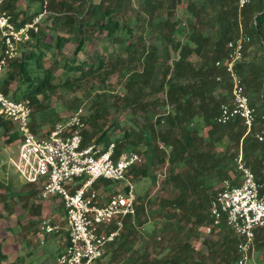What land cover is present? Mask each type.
<instances>
[{
    "label": "trees",
    "instance_id": "1",
    "mask_svg": "<svg viewBox=\"0 0 264 264\" xmlns=\"http://www.w3.org/2000/svg\"><path fill=\"white\" fill-rule=\"evenodd\" d=\"M26 1L28 9L36 5L31 15L27 14V9H19L20 0L7 3L15 19L21 17L23 22L40 13L45 0ZM184 1L185 10L178 15V7ZM57 4L63 11L73 10L70 14L61 12L62 15L55 18L58 23L62 20L60 25L79 37L76 56L84 49L90 28L95 27L105 40L123 44L125 39L124 50L145 57L142 70H132L128 77L126 88L131 94L124 97L126 107L134 111L132 121L137 129H125L116 139L109 129H104L93 141L86 127L83 144L107 145L115 141L117 153L126 149L139 152L145 161L129 170L127 177L131 180L151 174L156 179L154 169L168 165L161 189H174L170 196L146 195L144 200L138 196L135 222L126 219L122 235L107 254L112 250L123 251L135 241L138 227L145 224V215L153 206L157 218L163 220L160 231L168 235L165 241L169 245L153 255L158 242L150 238L140 260L135 258L134 263L238 264V237L225 223L212 226L214 238L203 240L207 252L196 250L192 240L199 237L200 228L213 224L210 201L221 186L216 190L214 187L225 179L234 183L239 180L235 159L241 150L246 164L263 183L261 194L264 195V139L258 138V133L264 135V0H250L243 7L239 0H143L138 15L153 27L149 39L158 42L147 46L143 43L141 50L137 45L144 41V36L132 39L131 23L122 25L118 19L126 6L133 8L132 0H127V4L124 0H47L49 10L55 9ZM122 30L125 32L121 33ZM241 36L244 38L242 58L234 68L242 79L250 104L256 109V121L248 133L240 118L227 124L216 121L221 104L230 99L232 92L231 76L224 64L231 53L229 43ZM71 40L72 36L58 35L53 45L46 41L43 32L33 34L21 56L10 63L0 80L4 92L13 98L30 99L34 131L47 118L45 99L59 87L54 83L52 64L46 65L48 52L53 51L55 58ZM103 49H108V45ZM172 52L176 56L173 57ZM101 54L91 62L84 60L69 69H83L82 65L87 64L88 73L100 71L105 67V57ZM218 60L223 62L221 66L216 65ZM14 83L18 84L15 88ZM74 84L73 80H67L60 86L70 88ZM158 108L163 109L162 114L151 118L152 110ZM96 116H90L89 120L92 118L95 122ZM163 119L167 128L159 130ZM84 120L87 124L86 116ZM0 131L11 132L7 140L10 143L19 139L15 123L2 115ZM60 207L65 212L61 204ZM262 232L264 228L257 232L255 242L256 248L264 252ZM6 259L4 244L0 241V264Z\"/></svg>",
    "mask_w": 264,
    "mask_h": 264
},
{
    "label": "built area",
    "instance_id": "2",
    "mask_svg": "<svg viewBox=\"0 0 264 264\" xmlns=\"http://www.w3.org/2000/svg\"><path fill=\"white\" fill-rule=\"evenodd\" d=\"M250 0H239L243 7ZM8 0H0V80L10 63L19 58L33 34L40 31L45 8L32 18L15 19L7 8ZM244 38L229 43L231 53L224 63L230 73V99L220 106L217 123L227 124L240 118L250 132L256 121V109L250 104L235 64L242 58ZM223 62L218 60L217 66ZM218 80L221 77L217 78ZM0 115L12 120L19 133L16 152L10 158L13 169L25 183L34 184L42 199H54L65 210V218L45 216L38 224V238L42 244L50 235L66 230L65 246L58 255V264H96L122 235L126 219L133 222L137 215L138 193L127 173L144 157L135 150L117 153L116 142L107 145H84L86 128L84 112L79 108L40 134L32 128V105L29 98H13L0 85ZM259 140L264 139L258 133ZM239 180L225 179L210 201L212 226L222 223L238 237V264H248L256 248L257 232L264 228L263 183L245 162L242 150L236 159ZM101 179L125 181V188L111 191ZM106 193L103 195L102 188ZM104 190V192H105ZM65 220V226L61 224Z\"/></svg>",
    "mask_w": 264,
    "mask_h": 264
},
{
    "label": "rangeland",
    "instance_id": "3",
    "mask_svg": "<svg viewBox=\"0 0 264 264\" xmlns=\"http://www.w3.org/2000/svg\"><path fill=\"white\" fill-rule=\"evenodd\" d=\"M46 1H44L43 9ZM93 1L100 2V0ZM124 1L127 4V0ZM142 1L132 0L133 8L126 6L124 11L118 15L122 25L128 21L131 23L134 30L131 36L132 39L136 40L140 35L144 36V41L139 42L137 45L138 50H141L143 43L147 46L150 43L158 42L156 39H149L153 27L145 22L143 16L138 15ZM185 5L186 1L178 7V15L184 12ZM35 7L36 5H33L28 9L27 1L20 0L19 9L22 11L27 9L28 15L34 13ZM84 9L85 7L80 10L83 11ZM61 12L70 14L73 10L63 11L60 5L57 4L55 9H48L40 24V31L44 33L46 41L53 42V45L58 35L72 36V40L66 44L62 52L56 55L55 58L53 57V51L48 52L46 65L50 66L52 64L51 68L55 74L54 83L59 87L45 99L47 118L37 127L36 132L44 133L51 129L55 123L71 115L79 108L83 109L86 116V127L93 141L104 129H109L115 139L120 138L125 129L131 127L137 129L132 121L134 111L126 107L127 102L124 97L131 94L126 88L128 77L132 70H142L145 57H140L137 53L133 55L131 52L124 50L125 39H123V44L111 42L110 39L105 40L95 27L90 28V32L87 33L89 39H87L84 49L76 56L75 50L79 37L70 33L62 24L60 25L62 20L59 21L60 23L57 22L58 19L55 16L62 15ZM163 14H166V10L163 11ZM123 32L125 30L121 31V33ZM105 44L108 45L106 50L103 49ZM163 52L162 47L161 54ZM99 53H102L101 55L105 57L104 69L88 73L89 66L87 64L82 65L83 69H69L70 66L74 67L84 60L91 62L97 55H100ZM172 56H176L175 53L172 52ZM67 80H73L75 84L70 88L60 86ZM17 85V83H14L13 88ZM162 111V108H158L156 111L152 110L151 118L155 119L162 114ZM96 114L95 122L92 118L89 120L90 116ZM32 123H35L33 117ZM165 128H167V123L163 119L158 129L164 130ZM10 134L11 132L5 134L0 131V241L3 242L7 254V259L3 264L10 262L15 264H58V255L65 246L66 230L63 229L60 233L48 236L45 243L42 244L37 235V228L43 217L49 215L55 216L56 219L65 218V212L54 199L44 200L40 198L38 195L39 189L34 184L22 181L19 174L13 169L10 158L16 152L17 140L12 143L8 142ZM220 148H223V146H220ZM167 167L168 165H163L154 169L153 174H157L156 179L153 178L152 174L139 177L136 180L129 179L135 184L138 196H141L142 200L146 195L149 197L155 195L170 196L174 192L173 188L165 191L161 189L162 180L168 172ZM99 183L107 185L106 187L111 191L122 190L126 184L124 180L106 179H101ZM220 186L221 184H217L214 189L216 190ZM104 190L103 187L101 189L103 195L108 194ZM145 217V224L138 227L137 238L127 249L125 248L123 251H117L116 253L112 250L96 264H136L137 262L134 263L133 260L135 258L140 260L145 243L150 241V238H156L158 242L157 247L153 250V255L163 246L169 245L165 241L168 240V235H164L160 231L163 227V220L157 218L156 209L153 206L149 207ZM65 222L62 219L61 224L65 226ZM199 233V237L192 240V245L196 250L203 249V252H207V248L202 242L203 240L213 239L214 233L213 231L208 232L205 227L200 228ZM250 261L264 264V252L255 248Z\"/></svg>",
    "mask_w": 264,
    "mask_h": 264
}]
</instances>
